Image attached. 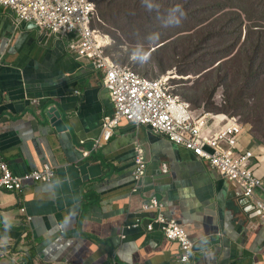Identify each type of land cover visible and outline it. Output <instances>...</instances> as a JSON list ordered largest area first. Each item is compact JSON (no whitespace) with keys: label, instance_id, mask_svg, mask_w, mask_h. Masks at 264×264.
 <instances>
[{"label":"crops","instance_id":"obj_1","mask_svg":"<svg viewBox=\"0 0 264 264\" xmlns=\"http://www.w3.org/2000/svg\"><path fill=\"white\" fill-rule=\"evenodd\" d=\"M102 76L59 33L0 4V157L15 175L45 163L55 173L25 181L23 195L0 190V264H174L176 242L128 228L152 217L141 206L153 196L193 241L189 264H264V224L229 207L240 190L209 162L128 120L94 145L114 108ZM50 106L64 130L46 116ZM240 142L264 182V143L247 129ZM137 146L147 173L132 192Z\"/></svg>","mask_w":264,"mask_h":264},{"label":"built area","instance_id":"obj_2","mask_svg":"<svg viewBox=\"0 0 264 264\" xmlns=\"http://www.w3.org/2000/svg\"><path fill=\"white\" fill-rule=\"evenodd\" d=\"M0 4L10 7L18 22L33 21L42 34L59 33L79 58L91 61L103 73V85L114 108L103 117L101 137L95 139L94 145L107 141L121 120L147 125L153 132L190 149L216 167L250 199L253 214L264 224V199L260 198L264 197V183L253 167L255 151L240 142L246 129L240 115L194 107L173 90L166 77L143 76L128 65L115 63L105 52L110 40L92 25L94 0H0ZM215 102L218 105L225 102L222 92ZM87 153L82 151L83 155ZM146 173L147 159L143 148L137 146L132 192L139 190ZM54 175V168L47 163L23 175H15L0 157V190L23 195L25 181L51 182ZM164 207L155 196L149 198L141 210L153 214L152 217H138L128 228L143 226L149 232L158 229L167 240L179 246L174 264H189L194 243L176 219L166 217Z\"/></svg>","mask_w":264,"mask_h":264},{"label":"rangeland","instance_id":"obj_3","mask_svg":"<svg viewBox=\"0 0 264 264\" xmlns=\"http://www.w3.org/2000/svg\"><path fill=\"white\" fill-rule=\"evenodd\" d=\"M96 1L100 19L96 17L95 28L108 37L110 50L117 55L119 63L149 77L164 76L167 81H170L168 72L178 76L186 73L189 78L177 80L175 89L192 106L211 111L220 107L233 112L229 102L231 92L243 86L242 95L233 94L241 103L237 112L248 132L264 143V48L260 46L257 64L251 70L244 52L240 55L246 37L240 36L239 28L234 36L226 33L242 20L236 18L226 24L231 17L247 13L250 23L246 22L245 26H258L249 32L247 43L258 38L264 40V30H258L264 29V0ZM175 1L179 6L189 2L190 8L173 10L175 3H171ZM205 3L209 5L198 7ZM220 9L224 14L215 16ZM211 30L213 37L203 41L205 47L200 48L202 37ZM174 46L178 54L170 58L168 53ZM159 57L166 66L164 71ZM260 63L263 66L258 70ZM225 76L228 81H219ZM221 92L225 102L218 105L215 101Z\"/></svg>","mask_w":264,"mask_h":264},{"label":"trees","instance_id":"obj_4","mask_svg":"<svg viewBox=\"0 0 264 264\" xmlns=\"http://www.w3.org/2000/svg\"><path fill=\"white\" fill-rule=\"evenodd\" d=\"M95 1V14H94V17H93V20H92V25L94 26V27H96V24H97V19H96V17L97 18H99L100 19V17H99V12H98V7H97V1L96 0H94ZM177 1H175V2H172L171 4H174L175 6H174V8H173V10H177L176 8H180V9H185V8H190L189 7V2H185V3H183V5H181V6H179V4H177L176 3ZM191 5H192V3H190ZM209 4L208 3H205V4H198V7L199 8H202V7H207ZM218 6H221V5H218ZM222 9H220L219 11H217L214 15L215 16H220V15H222V14H224V13H220V11H221ZM236 18H242V20H240L239 21V23L237 24V25H235V26H233V27H230V29H228L227 31H226V33H231V34H233V36L235 35V33L237 32V29L239 28L240 29V36H242V35H244L245 37H246V42H245V44H244V46H243V48H242V50H241V53H240V55L242 54V51L244 52V54H245V57H246V64L249 66V68L252 70L255 66H256V64H257V61H258V57H259V54H260V52H261V50L259 49L260 48V46L262 47V48H264V40L263 39H261V38H258L257 40H255L254 42H252V43H247V39H248V34H249V32L250 31H252V30H257V28H258V26H249V25H247V27L245 26V23L246 22H248V23H250V19H249V17H248V15H247V13H240V14H236L235 16H233V17H231L227 22H226V24L227 23H229L231 20H234V19H236ZM234 28V29H233ZM260 32H263V30L264 29H258ZM213 35H214V32H213V30H211V31H208V32H206V34H205V36L204 37H202L203 39L201 40V42H200V48H203V47H205L203 44H202V42L203 41H207L208 39H210V38H212L213 37ZM240 36H238V37H235V38H239ZM111 44V43H110ZM110 44L108 45V46H106L105 47V52L112 58V60L115 62V63H118V64H121L122 65V63H119L118 61L119 60H117L116 59V57H117V55L112 51V49L110 50ZM192 53H194V52H192ZM178 54V49H177V47L176 46H174L173 48H172V51L170 52V53H168V56L170 57V58H173L174 56H176ZM120 55L122 56V54L120 53ZM121 61V60H120ZM159 62L161 63V67H162V71H164L165 69H166V66L164 65V64H162V58L161 57H159ZM262 63H260L259 65H257V68H258V70H260L261 68H262ZM214 68H217V66H215ZM135 71H137L136 69H134ZM139 73V72H138ZM169 73V82L173 85V90L175 91V92H177V89H175L176 88V86H177V80H179V79H183V80H186V79H188L189 77L188 76H186V73H184V72H182V73H180V75L178 76V75H174L173 73H171V72H168ZM139 74H141V73H139ZM173 74V75H172ZM141 75H143V76H146V75H144V74H141ZM149 77V76H148ZM158 77H159V75H158ZM256 77V76H255ZM151 78H153V77H151ZM156 78V77H155ZM219 81H228V77L227 76H225V77H222V78H220L219 79ZM252 81H254V79H252ZM244 88H243V86H242V88L241 89H239V90H237V91H235V92H231V94H232V96H231V101H229L230 102V106L234 109V111L233 112H227V111H224L223 109H220V107L217 109V110H222V111H224V112H227V113H229L230 115H239L238 113L239 112H237V108L241 105V103L238 101V97H235L233 94H240V95H242L243 94V90ZM178 93V92H177ZM179 94V93H178ZM258 174V173H257Z\"/></svg>","mask_w":264,"mask_h":264},{"label":"water","instance_id":"obj_5","mask_svg":"<svg viewBox=\"0 0 264 264\" xmlns=\"http://www.w3.org/2000/svg\"><path fill=\"white\" fill-rule=\"evenodd\" d=\"M46 116L48 118H50L51 121H56L55 123V127L57 130H64L65 129V125L63 124V122L57 121L58 118H60V113L57 109H55L54 106H50L46 109ZM230 208H232L234 211H236L237 213H244L247 214V216H249L252 219H256L257 217L253 214V204L250 203V199L247 196H244L243 193L240 191L239 192V196L237 199V204H230L229 205Z\"/></svg>","mask_w":264,"mask_h":264}]
</instances>
